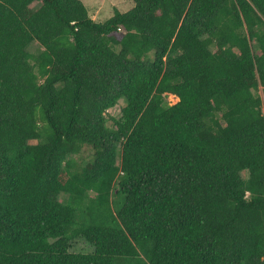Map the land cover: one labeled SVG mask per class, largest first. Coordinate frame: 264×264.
Returning a JSON list of instances; mask_svg holds the SVG:
<instances>
[{
  "label": "trees",
  "instance_id": "trees-1",
  "mask_svg": "<svg viewBox=\"0 0 264 264\" xmlns=\"http://www.w3.org/2000/svg\"><path fill=\"white\" fill-rule=\"evenodd\" d=\"M131 1L0 0V264H264V0Z\"/></svg>",
  "mask_w": 264,
  "mask_h": 264
},
{
  "label": "rangeland",
  "instance_id": "rangeland-1",
  "mask_svg": "<svg viewBox=\"0 0 264 264\" xmlns=\"http://www.w3.org/2000/svg\"><path fill=\"white\" fill-rule=\"evenodd\" d=\"M88 11V15L95 21L103 22L112 16L114 9L125 12L133 6L131 0H81ZM34 49V46L30 47ZM171 103L177 102V98L169 97ZM119 111L118 106L109 110V114L115 116ZM88 151H84L79 158H86ZM80 249L85 248L83 244L79 245ZM78 249V248H77Z\"/></svg>",
  "mask_w": 264,
  "mask_h": 264
},
{
  "label": "water",
  "instance_id": "water-1",
  "mask_svg": "<svg viewBox=\"0 0 264 264\" xmlns=\"http://www.w3.org/2000/svg\"><path fill=\"white\" fill-rule=\"evenodd\" d=\"M177 101H178V99H177Z\"/></svg>",
  "mask_w": 264,
  "mask_h": 264
}]
</instances>
